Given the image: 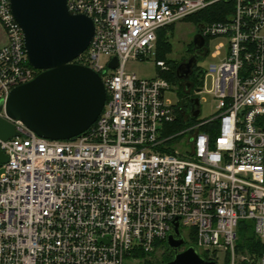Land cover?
<instances>
[{"label": "built area", "instance_id": "obj_1", "mask_svg": "<svg viewBox=\"0 0 264 264\" xmlns=\"http://www.w3.org/2000/svg\"><path fill=\"white\" fill-rule=\"evenodd\" d=\"M219 1L68 0L95 26L73 62L100 74L107 100L87 131L56 140L6 113L12 88L38 70L11 1L0 0V116L19 131L0 139L8 155L0 166V264H124L135 251H157L177 218L209 260L218 264L223 254L229 264H264V249L237 251L242 220L264 244V0H231L228 19L206 24L204 36L228 41L215 46L201 84L179 101L162 74L144 78L126 68L154 53L159 29ZM156 64L170 70L165 60ZM209 77L216 113L197 120L195 99ZM181 114L183 125L169 131Z\"/></svg>", "mask_w": 264, "mask_h": 264}, {"label": "water", "instance_id": "obj_2", "mask_svg": "<svg viewBox=\"0 0 264 264\" xmlns=\"http://www.w3.org/2000/svg\"><path fill=\"white\" fill-rule=\"evenodd\" d=\"M15 18L24 31L30 63L40 72L30 81L10 91L6 113L21 120L38 135L50 139H70L87 131L98 119L107 100L105 84L92 68L73 62L89 46L95 31L93 20L86 14L72 13L68 0H10ZM231 1V0H225ZM206 24L198 23L195 47L205 39ZM194 58L178 64V77L188 78ZM117 65L115 56L110 62ZM199 105V99H195ZM199 109L193 111L196 117ZM19 135L15 125L0 116V139ZM8 155L0 147V166ZM174 231L167 245L175 251L166 264H217L206 259L194 244H186L180 221L174 220Z\"/></svg>", "mask_w": 264, "mask_h": 264}, {"label": "rangeland", "instance_id": "obj_3", "mask_svg": "<svg viewBox=\"0 0 264 264\" xmlns=\"http://www.w3.org/2000/svg\"><path fill=\"white\" fill-rule=\"evenodd\" d=\"M165 27H166V37L171 42L172 49L166 52L164 59L167 65L171 69V66L174 63H178L185 56H187L188 54L187 49L193 44V39L196 32V24L190 18H183ZM5 38L6 35L4 33L3 28L0 25V44L3 42ZM227 41H228L227 38L223 35L209 37L208 45H209L210 53L206 57L200 59L199 66L206 69L209 63L213 60V58L211 57V51H213L215 49V46L218 45L219 43L222 42L226 44ZM222 51L224 52L225 48H223ZM160 57L158 52V46L156 43L154 53L149 58L130 59L127 62L126 68L128 71L135 72L137 73V75L141 77L153 78L159 74H163L161 73L160 68L156 64V61L159 60ZM178 88H179V84L176 85L174 94L170 95V97L174 102L179 101L181 97ZM211 88H212V78L209 77L205 81V85L202 88L203 91L198 95L200 113L198 116L195 117L197 120L210 118L216 113V100L213 98L212 94L210 93ZM185 110L188 114L191 115V104L188 101L185 102ZM192 120L193 119H190V123L192 122ZM179 127L180 126L174 124L167 125V129H169V131L172 132L177 131ZM176 148L183 151L185 148L183 141H179V142L177 141ZM183 229L186 233L187 244L195 243L196 235L191 234L189 228H183ZM166 250H167V241L165 240L160 244L159 249L156 251L154 256H151L149 258H152V260L159 259L162 256L163 252ZM142 261H144V259L136 256L134 257L131 256L126 258L124 264H142ZM218 264H225V257L223 256V254H219Z\"/></svg>", "mask_w": 264, "mask_h": 264}, {"label": "trees", "instance_id": "obj_4", "mask_svg": "<svg viewBox=\"0 0 264 264\" xmlns=\"http://www.w3.org/2000/svg\"><path fill=\"white\" fill-rule=\"evenodd\" d=\"M233 6H234V4L232 1L222 0V1L216 2L215 4H213L209 7L204 8L200 11L192 13L185 18L192 19L195 22V24H198V23L207 24V23L213 22V21H222V20L228 19L229 16L232 14ZM206 38L209 39V37H206ZM157 46H158L159 57L162 56V57H160V59L163 60L166 52H168L172 49V44L166 37V27H163V28L159 29V31H158ZM209 53H210V49H209V52H207V54H209ZM176 67H177V63H174L171 66V69L169 71L163 72L162 76H164L165 78H167L168 80H170L174 84L178 85L179 82H178V77L176 74ZM198 70H199V67L196 66L195 72L198 73ZM196 82L197 83L195 85V88L201 84V77L198 78ZM178 89H179V92L181 95H183L186 92L184 90L183 84L182 85L179 84ZM183 103L185 105V101ZM183 121H184L183 115L181 114V115H179V119L174 123V125L181 126V125H183ZM205 130H208L207 126H205ZM163 241H165V240L156 242V244L159 245ZM191 244H193V243H191ZM263 249H264V244L259 240V238L255 234L253 223L249 220H242L239 224V240L237 243V251H239V252H244V251L256 252L258 255L261 253V251ZM167 250H168V245H167ZM167 250H166V252H167ZM155 253H156V251L153 253H146V252H143L141 250H138V251H135L133 253V255H129L128 257L136 256V257H140L142 259H146L147 261H149V257L154 256ZM202 255L206 259L209 258V255L206 252H202ZM225 264H229L228 260L226 261Z\"/></svg>", "mask_w": 264, "mask_h": 264}, {"label": "flooded vegetation", "instance_id": "obj_5", "mask_svg": "<svg viewBox=\"0 0 264 264\" xmlns=\"http://www.w3.org/2000/svg\"><path fill=\"white\" fill-rule=\"evenodd\" d=\"M198 32L199 31H198L197 24H196V32H195L194 37L196 36ZM187 50H188L187 56H185L181 61L177 63V66H178V64L182 62H188L191 58H194L188 78L177 76L179 84L184 85V90L186 92L193 89L197 83L196 82L197 79L202 76V72L199 71L200 67H199L198 73L195 72V67L199 66L200 59L208 55L207 54V52H209L208 39L205 37L200 47H195L194 39H193V44L190 47H188ZM181 250H182V246L178 248V251H181ZM174 253L175 251L172 250V248L168 247L167 252L164 251L162 256L159 259L152 260V258H149V261L144 259V261H142V264H166L167 262L172 260V258L174 257Z\"/></svg>", "mask_w": 264, "mask_h": 264}, {"label": "crops", "instance_id": "obj_6", "mask_svg": "<svg viewBox=\"0 0 264 264\" xmlns=\"http://www.w3.org/2000/svg\"><path fill=\"white\" fill-rule=\"evenodd\" d=\"M5 41H6V38L3 40V42H2L0 45L4 44V43H5Z\"/></svg>", "mask_w": 264, "mask_h": 264}]
</instances>
